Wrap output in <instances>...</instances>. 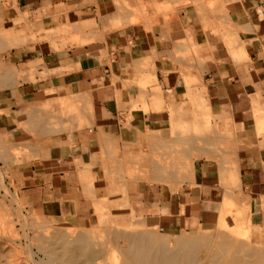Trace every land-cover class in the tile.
<instances>
[{"label":"crops","instance_id":"1","mask_svg":"<svg viewBox=\"0 0 264 264\" xmlns=\"http://www.w3.org/2000/svg\"><path fill=\"white\" fill-rule=\"evenodd\" d=\"M227 1L215 18V28L224 27L218 34L204 30L210 19L200 20V27L187 13L160 28L125 27L106 33L104 19H120L113 0H10L9 7L4 5L0 28L19 35V42L11 39L4 47L3 59L16 72L0 89V130L9 144L14 141L27 151L13 175L19 198L49 211L66 205L78 217L88 204L84 196L81 202L83 190H105L80 179L84 175L93 182L98 177L106 148L111 145L113 154L116 147L136 154L152 146L153 135H166L169 116L183 99V86L172 73L179 72L180 57L191 50L203 54L205 63L201 70L192 65L190 77L199 80L202 73L208 113L217 129L232 137L223 157L212 154L193 163L176 189L191 190L182 209L215 211L194 204L205 195L203 203H221L235 190L256 224L264 227V0ZM94 24L101 39L93 44L55 51L50 42L44 53L42 44L23 40L28 34L66 28L69 34L87 35V27ZM184 41L191 47L185 49ZM145 80L151 85L142 90L137 83ZM59 103L81 108L60 117ZM120 154L118 159L113 155V162L120 161ZM144 162L147 167L148 160ZM125 190L171 187L139 182L127 184ZM137 202L146 216L155 208L164 212L149 217L160 230L173 225L174 216L167 213L162 197L152 199L142 191Z\"/></svg>","mask_w":264,"mask_h":264},{"label":"rangeland","instance_id":"2","mask_svg":"<svg viewBox=\"0 0 264 264\" xmlns=\"http://www.w3.org/2000/svg\"><path fill=\"white\" fill-rule=\"evenodd\" d=\"M224 3L225 0H113V11L120 19L114 23L113 19L105 18L103 28L106 33L125 27L149 30L168 26L176 16L187 13L197 25L202 19H210V26L205 24L204 30L218 34L224 27L215 28L214 22L224 12ZM4 5L9 7L10 0ZM4 5L0 0V9ZM95 29V24L88 26L87 35L69 34L67 28L32 33L23 36V40L42 44L43 52L47 53L50 42L55 51L66 45L70 48L86 42L93 44L101 39ZM11 39L19 42V35H8L0 28V89L7 85L9 74L16 72L3 59L4 47ZM55 40L61 43L56 42L55 46ZM183 43L185 49L191 47L187 41ZM202 55L186 50L180 57L179 72L175 69L172 73L183 86L180 89L183 99L169 116L166 135H153L152 146L141 148L136 154L118 151L117 147L113 154L110 145L101 157L98 177L93 182L84 175L81 177V183L90 180V184L96 183L105 190H83L81 202L84 196L88 204L83 205L78 217L66 205L63 207L67 210L49 211L19 198L13 175L17 161L27 151L19 149L14 141L9 144L0 130V264H153L157 256L159 264H264V227L258 226L252 213L246 210L240 193L231 190L215 205L203 203L208 196H201V202L194 207L210 206L215 211L192 212L182 209L191 190H176L191 173L195 161L212 154L216 159L223 157L232 137L218 130L208 113L202 73L199 80L190 77L192 65L200 70L204 66ZM137 85L145 90L151 83L145 80ZM74 105L59 103V116L74 114L81 108ZM1 107L0 104V122ZM87 111L90 116V105ZM120 152V161L113 162ZM139 182L167 183L171 190H125L127 184ZM142 191L152 199L163 198L167 213L174 216L173 225L160 230L156 220L149 217L164 212L153 206L155 209L146 216L139 209L137 199ZM139 244L148 251L142 249L144 260L136 257L141 252L135 247Z\"/></svg>","mask_w":264,"mask_h":264},{"label":"bare ground","instance_id":"3","mask_svg":"<svg viewBox=\"0 0 264 264\" xmlns=\"http://www.w3.org/2000/svg\"><path fill=\"white\" fill-rule=\"evenodd\" d=\"M136 248H137V250H138V248H139V250L138 251H141L140 253H137V259L139 258V260H144V258H143V256H144V254L142 253V249H143V252H146V253H148V251L147 250H145L140 244L139 245H136L135 246ZM160 248V247H159ZM161 248H163L162 246H161ZM160 248V249H161ZM149 249V248H148ZM145 250V251H144ZM147 255V254H146ZM152 257V256H151ZM159 256H157L156 258H155V260H154V262H153V264H159V262H160V257L158 258ZM146 258V257H145Z\"/></svg>","mask_w":264,"mask_h":264}]
</instances>
